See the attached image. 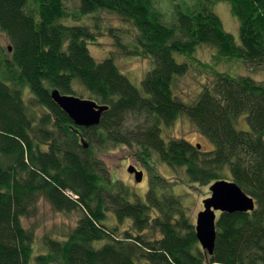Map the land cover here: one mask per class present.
Wrapping results in <instances>:
<instances>
[{"label":"trees","instance_id":"obj_1","mask_svg":"<svg viewBox=\"0 0 264 264\" xmlns=\"http://www.w3.org/2000/svg\"><path fill=\"white\" fill-rule=\"evenodd\" d=\"M30 1L0 0V30L12 44L5 51L13 50L12 60H0V264H264V80L200 63L215 81L192 102L174 93L175 79L190 72L203 46L216 61L264 69V0H197L174 5L170 20L154 0H79L76 13L64 0H33L34 10ZM219 2L237 19L240 43L214 10ZM101 11L130 24L135 53L152 58L142 89L112 58L96 61L91 26L64 22ZM26 89L39 109L24 102ZM54 89L109 110L99 126L78 128L52 101ZM130 115L145 122L129 128ZM184 117L211 150L164 137V128ZM241 118L247 130L238 128ZM117 145L139 149L149 173L144 199L132 200L130 187L115 181L98 156ZM154 153L173 170L185 168L187 181L174 184L155 173L148 164ZM221 179L235 181L256 209L222 213L208 255L174 188ZM42 199L81 216L66 237L45 236V252L35 254L24 219L36 215ZM129 220L133 232L119 233Z\"/></svg>","mask_w":264,"mask_h":264},{"label":"rangeland","instance_id":"obj_2","mask_svg":"<svg viewBox=\"0 0 264 264\" xmlns=\"http://www.w3.org/2000/svg\"><path fill=\"white\" fill-rule=\"evenodd\" d=\"M69 13H76L79 10V0H64ZM158 9L165 13L166 18L170 20L174 13V5L179 7L185 5H195L197 0H154ZM29 8L35 9L33 0L30 1ZM38 8V5H37ZM214 10L222 18L225 30L230 33L237 43H240L239 23L231 14L230 6L224 2H219L214 5ZM68 25H83L91 26L96 34V39L89 43V50L96 61L101 62L107 58H112L120 71L125 74L131 82L138 88L142 89V81L146 74L153 69V60L151 57L135 53L134 37L135 31L132 26L124 22L118 15L106 11L97 12L90 15L76 16L64 21ZM12 48V44L6 34L0 30V60L6 57L7 60H12V51L6 52V48ZM214 50L210 47H201L195 55V66H192L190 72L186 76L178 77L174 82V93L182 100L192 102L202 87L211 84L215 81V75L211 70H206L200 63H207L214 67L216 71L240 73L245 76H252L256 80H264V69H254L241 61L228 63L222 60L221 62L214 60L212 54ZM176 57L183 61L182 57L177 54ZM24 96L29 105L34 109H39L28 89L24 91ZM84 96V95H83ZM40 111H43L40 109ZM144 119H136L133 115L128 118L127 125L133 128L136 125L144 123ZM238 128L247 130L248 126L244 118H241L238 123ZM164 137L168 140L180 138L186 139L193 145L200 146V150L209 151L211 145L205 138L203 139L197 132L196 127L187 118L179 119L175 124L168 128H164ZM138 148L126 147L117 145L111 147L104 152H98V156L104 161L115 181L124 183L137 197L144 199L148 191L149 181L137 183L135 176L128 172L131 165L145 170L141 160L138 157ZM148 164L155 169V173L162 175L167 181L172 183L186 182L187 173L185 168L173 170L169 165L163 163L159 156L155 153ZM146 171V170H145ZM208 185L202 184H176L174 188L175 195H182L183 205L187 208V215L190 221L196 225L197 215L204 210L203 200L210 196ZM36 215L32 218H25L24 224L34 231L35 235V254L45 252L43 239L45 236L53 235V237H66L69 232L77 225L81 216L80 212H58L48 201L42 199L36 209ZM109 216L112 213L108 214ZM219 215V214H218ZM110 222H115L111 218ZM131 221H126L121 225L119 233L124 231H132ZM147 238H152L151 231L146 232ZM56 237V238H58ZM35 256V255H34Z\"/></svg>","mask_w":264,"mask_h":264},{"label":"water","instance_id":"obj_3","mask_svg":"<svg viewBox=\"0 0 264 264\" xmlns=\"http://www.w3.org/2000/svg\"><path fill=\"white\" fill-rule=\"evenodd\" d=\"M11 51V49H10ZM54 102L72 119L78 128H91L100 125L103 114L109 110L108 105H99L92 99H81L62 94L55 89L51 94ZM85 148L88 145L82 140ZM135 181L142 183L144 172L131 165L128 168ZM211 196L203 200L204 210L197 215L195 225L197 239L208 255H213L217 239V223L222 213H248L256 209V201L248 195L235 181L221 179L209 187ZM218 213L220 215H218Z\"/></svg>","mask_w":264,"mask_h":264},{"label":"bare ground","instance_id":"obj_4","mask_svg":"<svg viewBox=\"0 0 264 264\" xmlns=\"http://www.w3.org/2000/svg\"><path fill=\"white\" fill-rule=\"evenodd\" d=\"M125 75V74H124ZM55 90V89H54ZM57 90H59V89H57ZM53 91V90H52ZM52 91H51V93H50V96H51V94H52ZM60 91V90H59ZM61 92V91H60ZM62 93V92H61ZM63 94V93H62ZM68 95V94H67ZM70 96H74V97H77V98H81V99H88V98H84V97H79V96H75V95H70ZM51 99H52V97H51ZM52 101L54 102V100L52 99ZM25 103H27L26 102V100L24 101ZM55 103V102H54ZM56 104V103H55ZM57 105V104H56ZM58 106V105H57ZM59 107V106H58ZM60 108V107H59ZM61 109V108H60ZM62 110V109H61ZM63 111V110H62ZM69 117V116H68ZM70 118V117H69ZM71 119V118H70ZM71 121H72V119H71ZM73 122V121H72ZM101 122H102V120H101ZM101 122H100V124H101ZM73 124H74V122H73ZM75 125V124H74ZM76 126V125H75ZM87 144V143H86ZM88 145V144H87ZM84 146V145H83ZM89 147V146H88ZM87 147V148H88ZM86 148V149H87ZM198 149H200V146H198Z\"/></svg>","mask_w":264,"mask_h":264},{"label":"flooded vegetation","instance_id":"obj_5","mask_svg":"<svg viewBox=\"0 0 264 264\" xmlns=\"http://www.w3.org/2000/svg\"><path fill=\"white\" fill-rule=\"evenodd\" d=\"M134 166H135V165H134ZM135 167H136V166H135ZM137 169H138V170H142V171L144 172V180H143V182H144L145 180H147V179H148V181H149V173L146 172L145 170L141 169V168H138V167H137ZM134 176H135V175H134ZM134 179H135V178H134ZM143 182H142V183H143ZM210 196H211V193H210ZM210 196H209V197H210ZM207 198H208V197H207ZM218 214H219V213H218ZM220 214H221V213H220ZM220 214H219V215H220ZM196 221H197V220H196Z\"/></svg>","mask_w":264,"mask_h":264}]
</instances>
